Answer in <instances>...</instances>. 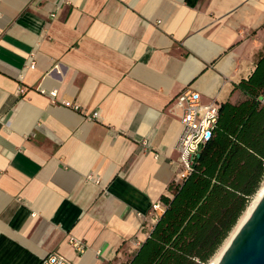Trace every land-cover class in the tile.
Returning a JSON list of instances; mask_svg holds the SVG:
<instances>
[{"label": "crops", "instance_id": "crops-1", "mask_svg": "<svg viewBox=\"0 0 264 264\" xmlns=\"http://www.w3.org/2000/svg\"><path fill=\"white\" fill-rule=\"evenodd\" d=\"M263 54L264 0H0V264H126L173 197L175 97L239 103Z\"/></svg>", "mask_w": 264, "mask_h": 264}, {"label": "trees", "instance_id": "trees-1", "mask_svg": "<svg viewBox=\"0 0 264 264\" xmlns=\"http://www.w3.org/2000/svg\"><path fill=\"white\" fill-rule=\"evenodd\" d=\"M236 88L246 99L221 104L192 173L162 196L165 211L126 264H205L236 225L264 177V54Z\"/></svg>", "mask_w": 264, "mask_h": 264}, {"label": "built area", "instance_id": "built-area-1", "mask_svg": "<svg viewBox=\"0 0 264 264\" xmlns=\"http://www.w3.org/2000/svg\"><path fill=\"white\" fill-rule=\"evenodd\" d=\"M34 66L35 64L31 63V67ZM23 91L24 88L21 87L20 92ZM55 92L52 93L53 96H56ZM175 102L181 108L182 115L181 132L176 144L178 160L174 182L182 183L192 173L201 149L214 135L221 104L217 101L205 102L201 92L192 87H187L179 93L175 97ZM165 209L166 205L162 201L153 203L150 212L152 221H157ZM71 243L77 250L84 252L85 246L82 240L71 238ZM40 264L73 263L64 255L54 252L43 257Z\"/></svg>", "mask_w": 264, "mask_h": 264}, {"label": "water", "instance_id": "water-1", "mask_svg": "<svg viewBox=\"0 0 264 264\" xmlns=\"http://www.w3.org/2000/svg\"><path fill=\"white\" fill-rule=\"evenodd\" d=\"M217 264H264V195Z\"/></svg>", "mask_w": 264, "mask_h": 264}, {"label": "bare ground", "instance_id": "bare-ground-1", "mask_svg": "<svg viewBox=\"0 0 264 264\" xmlns=\"http://www.w3.org/2000/svg\"><path fill=\"white\" fill-rule=\"evenodd\" d=\"M264 195V181L261 183L255 194L252 196L250 202L248 203L247 207L239 217L236 225L228 235V237L224 240L223 244L219 247L218 251L216 254L210 259L209 262L205 264H217L218 261L220 260L221 256L223 255L224 251L228 248L230 245L233 237L236 235L242 224L245 222L247 217L250 215L252 210L255 208L257 203L260 201L261 197Z\"/></svg>", "mask_w": 264, "mask_h": 264}, {"label": "rangeland", "instance_id": "rangeland-1", "mask_svg": "<svg viewBox=\"0 0 264 264\" xmlns=\"http://www.w3.org/2000/svg\"><path fill=\"white\" fill-rule=\"evenodd\" d=\"M263 181H264V177L262 178L261 183H262ZM261 183H260V184H261Z\"/></svg>", "mask_w": 264, "mask_h": 264}]
</instances>
